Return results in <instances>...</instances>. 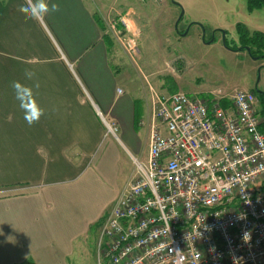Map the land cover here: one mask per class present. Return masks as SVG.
Masks as SVG:
<instances>
[{
  "label": "crops",
  "instance_id": "obj_1",
  "mask_svg": "<svg viewBox=\"0 0 264 264\" xmlns=\"http://www.w3.org/2000/svg\"><path fill=\"white\" fill-rule=\"evenodd\" d=\"M52 2L60 11L44 17V24L57 49L40 22L32 21L49 41L24 26L21 16L10 18L18 26L12 24L0 38V264H86L87 253L92 260L88 243L92 227L99 233L100 222L113 208L90 216L82 206L85 198L99 196L121 166L129 164L131 172L113 201L118 202L133 182L134 159L148 158L156 124L154 97L185 91L178 77L174 76L173 87L163 79L160 87H152L151 74L138 71L150 87L143 81L135 85L128 61L135 70L137 65L115 41L112 47L107 45V31L97 21L100 18L107 28L110 20L127 17L134 30L171 29L157 19L166 0ZM20 27L23 30L16 32ZM143 67L147 69L146 64ZM25 69L36 77L28 80ZM14 79L30 86L39 82L34 93L45 111L39 123L29 126L24 119L10 87ZM107 123L117 125L119 139L110 135L113 143H104L103 153L97 155L109 133ZM119 151L127 156L121 157ZM93 166L97 172L85 183L66 185Z\"/></svg>",
  "mask_w": 264,
  "mask_h": 264
},
{
  "label": "built area",
  "instance_id": "obj_2",
  "mask_svg": "<svg viewBox=\"0 0 264 264\" xmlns=\"http://www.w3.org/2000/svg\"><path fill=\"white\" fill-rule=\"evenodd\" d=\"M140 30L107 34L136 64ZM120 92H122L120 90ZM146 161L101 221L97 264H264V107L253 91L154 97ZM119 139L116 124L107 123Z\"/></svg>",
  "mask_w": 264,
  "mask_h": 264
},
{
  "label": "rangeland",
  "instance_id": "obj_3",
  "mask_svg": "<svg viewBox=\"0 0 264 264\" xmlns=\"http://www.w3.org/2000/svg\"><path fill=\"white\" fill-rule=\"evenodd\" d=\"M18 1L0 0L1 39L6 37L8 28L12 24L17 25L10 18L21 16L24 20L17 11V5L23 2ZM141 1L147 2V0ZM151 1L160 2V0ZM152 6L155 7L154 4ZM165 7V9L163 8L164 12H159L157 19L160 22H168L171 29L169 26L166 29L152 26L137 28L142 32L139 38L141 55L135 64L137 69L135 70L133 64L128 61V68L133 74L134 84L142 85L143 80L139 75L151 74L149 80L152 87H160L162 79L166 82L167 87H173L175 76L178 77L181 86L185 87L183 93L188 95L198 92L201 93L199 95L201 98L215 99V96L231 95L237 90L247 89L246 91H249L248 89H253L262 105L264 100V60L251 58L246 52L244 53L248 57L244 56L246 54L243 55V52L233 51L224 43V40H227L229 44H237L239 40L238 24L245 25L251 32L264 28V9L250 12L248 0H166ZM176 10L179 11V14L174 12ZM39 22L42 24L45 34L56 47L45 27L44 18ZM140 24L142 25V23ZM24 26H30L34 32L38 31L39 36L44 35L46 38L44 33L41 34L37 30L38 28L32 21L24 20ZM20 30L23 28L20 27L16 32ZM187 34L186 39H181V35L186 36ZM0 46L3 48V45ZM5 50L7 49L5 48ZM122 52L124 54V51ZM144 64L147 69H144ZM138 67H140L139 70ZM157 67L160 68L159 72L156 71ZM149 69L151 71H147ZM144 84L145 87H150V84L148 86L145 82ZM138 109L141 110V106H138ZM110 135L112 134L108 133L103 139L97 155L103 153L104 143H113V138ZM122 154L127 156L124 151L120 153L121 157H123ZM96 172L95 166L88 168L78 173L76 179H69L66 185L72 187L85 183ZM130 172L131 166L123 164L120 173H117L113 178L114 181L107 184V187L101 188L99 196L85 198L86 201L82 206L90 216L101 211L109 212L113 208L117 202L113 201L117 195L118 187L125 184ZM92 232L88 243L90 242L91 251L89 249V253L93 254V259L91 260L87 253L86 264H97L99 233L96 227H92Z\"/></svg>",
  "mask_w": 264,
  "mask_h": 264
},
{
  "label": "clouds",
  "instance_id": "obj_4",
  "mask_svg": "<svg viewBox=\"0 0 264 264\" xmlns=\"http://www.w3.org/2000/svg\"><path fill=\"white\" fill-rule=\"evenodd\" d=\"M17 11L23 16L26 22H39L41 19L51 13L60 11V5L52 2V0H24L23 3L17 5ZM25 77L28 80H33L36 73L31 69H25ZM15 99L19 102V107L23 111L24 119L29 126L40 122L45 115V111L38 104L34 88H39V82L36 81L33 86H30L21 80L14 79L10 81Z\"/></svg>",
  "mask_w": 264,
  "mask_h": 264
},
{
  "label": "trees",
  "instance_id": "obj_5",
  "mask_svg": "<svg viewBox=\"0 0 264 264\" xmlns=\"http://www.w3.org/2000/svg\"><path fill=\"white\" fill-rule=\"evenodd\" d=\"M264 9V0H248V10L250 12L263 10ZM98 23L101 29L106 32L107 28L105 24L102 22L100 18H98ZM237 33L239 36V40L236 43L229 44L227 40H225V44L229 47V49L236 52H247L250 49L249 56L256 60H264V33L255 31L251 32L245 25L238 24L237 25ZM105 42L109 47L114 45V40L110 35L104 36ZM263 103V102H262ZM101 224V222H100Z\"/></svg>",
  "mask_w": 264,
  "mask_h": 264
},
{
  "label": "water",
  "instance_id": "obj_6",
  "mask_svg": "<svg viewBox=\"0 0 264 264\" xmlns=\"http://www.w3.org/2000/svg\"><path fill=\"white\" fill-rule=\"evenodd\" d=\"M224 43H225V40H224ZM247 51H248V53H250V49H248Z\"/></svg>",
  "mask_w": 264,
  "mask_h": 264
}]
</instances>
